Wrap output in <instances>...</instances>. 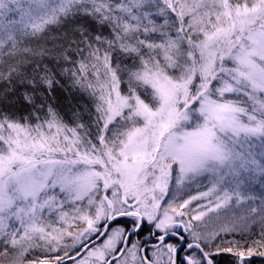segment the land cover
<instances>
[{"label": "snow or ice", "instance_id": "snow-or-ice-1", "mask_svg": "<svg viewBox=\"0 0 264 264\" xmlns=\"http://www.w3.org/2000/svg\"><path fill=\"white\" fill-rule=\"evenodd\" d=\"M0 264H264V0H0Z\"/></svg>", "mask_w": 264, "mask_h": 264}]
</instances>
